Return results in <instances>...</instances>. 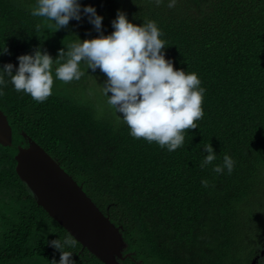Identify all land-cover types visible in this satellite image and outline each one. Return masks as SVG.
Masks as SVG:
<instances>
[{
  "label": "trees",
  "instance_id": "1",
  "mask_svg": "<svg viewBox=\"0 0 264 264\" xmlns=\"http://www.w3.org/2000/svg\"><path fill=\"white\" fill-rule=\"evenodd\" d=\"M80 2L103 17L104 35L118 11L134 24L155 21L166 59L198 74L204 116L169 152L130 134L107 104L106 75L85 62L80 80L54 78L44 102L17 92L5 74L0 109L12 139L0 144V264H58L61 252L50 242L70 234L16 171L29 138L119 227L121 264H264V0H176L172 8L170 0ZM36 3L0 0V69L12 63L15 73L18 57L38 48L56 59L61 48L101 34L83 14L56 30L54 21L31 15ZM209 143L216 160L201 168ZM224 155L235 161L231 174L213 171ZM65 250L75 264H108L78 240Z\"/></svg>",
  "mask_w": 264,
  "mask_h": 264
},
{
  "label": "clouds",
  "instance_id": "2",
  "mask_svg": "<svg viewBox=\"0 0 264 264\" xmlns=\"http://www.w3.org/2000/svg\"><path fill=\"white\" fill-rule=\"evenodd\" d=\"M155 3L159 6L162 0ZM175 3L176 0H170L168 7H175ZM82 14L88 16L100 35L79 39L68 45L67 51L61 48L56 59L39 48L34 54L20 55L15 73L12 63L0 69V85H6V74L17 92L23 91L35 101L44 102L52 95L54 78L63 83L80 80L84 75L80 64L85 62L88 69L93 72L99 69L106 75L103 94L108 98L107 104L121 114L119 117L134 138L156 142L169 152L183 146L184 131L197 128V121L204 116L202 103L206 90L200 86L198 74L176 69L173 61L166 59V41L161 39L163 33L155 21L134 24L125 12L118 11L112 21L114 31L104 35L103 17L91 5L82 8L80 0H37L31 12L34 17L54 21L56 30L67 27L72 19L79 21ZM204 150L208 155L200 163L201 168L216 160L211 143L204 145ZM234 164L231 156L224 155L223 164L215 165L213 171L222 174L226 168L231 174ZM201 183L205 187L209 184L206 179ZM50 243L61 252L58 264H75L72 252L65 250V246L74 248L77 244L71 234L63 242L57 239ZM51 264L57 261L53 259Z\"/></svg>",
  "mask_w": 264,
  "mask_h": 264
},
{
  "label": "water",
  "instance_id": "3",
  "mask_svg": "<svg viewBox=\"0 0 264 264\" xmlns=\"http://www.w3.org/2000/svg\"><path fill=\"white\" fill-rule=\"evenodd\" d=\"M12 129L0 109V144L9 145ZM16 171L38 204L84 248L108 264H121L123 240L119 227L94 203L81 184L39 143L29 138L15 156Z\"/></svg>",
  "mask_w": 264,
  "mask_h": 264
}]
</instances>
